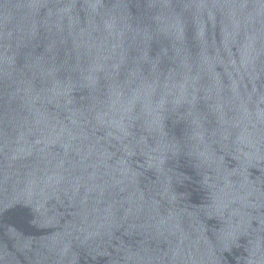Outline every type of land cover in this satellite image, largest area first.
Listing matches in <instances>:
<instances>
[{
    "label": "water",
    "instance_id": "95a60500",
    "mask_svg": "<svg viewBox=\"0 0 264 264\" xmlns=\"http://www.w3.org/2000/svg\"><path fill=\"white\" fill-rule=\"evenodd\" d=\"M0 264H264V0H0Z\"/></svg>",
    "mask_w": 264,
    "mask_h": 264
}]
</instances>
